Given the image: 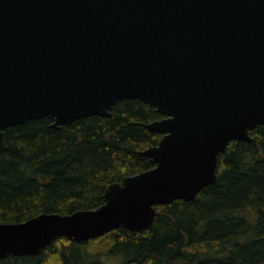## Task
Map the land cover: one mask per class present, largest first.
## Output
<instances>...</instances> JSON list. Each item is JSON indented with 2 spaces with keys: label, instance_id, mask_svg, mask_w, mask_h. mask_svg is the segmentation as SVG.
Listing matches in <instances>:
<instances>
[{
  "label": "water",
  "instance_id": "1",
  "mask_svg": "<svg viewBox=\"0 0 264 264\" xmlns=\"http://www.w3.org/2000/svg\"><path fill=\"white\" fill-rule=\"evenodd\" d=\"M140 99L164 118L155 167L110 185L97 209L0 223V260L55 239L153 225L159 205L217 182L231 141L264 124V0H0V148L6 129L109 117Z\"/></svg>",
  "mask_w": 264,
  "mask_h": 264
},
{
  "label": "trees",
  "instance_id": "2",
  "mask_svg": "<svg viewBox=\"0 0 264 264\" xmlns=\"http://www.w3.org/2000/svg\"><path fill=\"white\" fill-rule=\"evenodd\" d=\"M162 118L130 99L109 117L55 127L46 116L9 126L0 148V223L97 209L110 185L155 167L143 152L162 134L146 126ZM251 136L227 145L217 182L194 200L157 206L150 229L119 227L82 242L60 237L38 255L0 264H264V124Z\"/></svg>",
  "mask_w": 264,
  "mask_h": 264
}]
</instances>
